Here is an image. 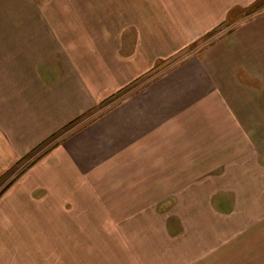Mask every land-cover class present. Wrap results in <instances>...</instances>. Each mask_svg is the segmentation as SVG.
<instances>
[{"label":"crops","instance_id":"0c3cea01","mask_svg":"<svg viewBox=\"0 0 264 264\" xmlns=\"http://www.w3.org/2000/svg\"><path fill=\"white\" fill-rule=\"evenodd\" d=\"M256 1H26L25 30L0 37L17 41L0 47V177ZM243 19L64 135L6 188L0 224L12 201L25 217L36 202L57 215L56 201L75 209V200L109 182L114 193L165 185L153 197L245 200V264H264V194L245 190L264 185V12Z\"/></svg>","mask_w":264,"mask_h":264},{"label":"rangeland","instance_id":"374dc122","mask_svg":"<svg viewBox=\"0 0 264 264\" xmlns=\"http://www.w3.org/2000/svg\"><path fill=\"white\" fill-rule=\"evenodd\" d=\"M26 1L0 0V37L2 33L14 37L18 31L25 30L24 24H19V13L24 5L27 6ZM250 6L231 13L235 23L264 12V0ZM235 23L218 25L209 40L222 37ZM204 40L191 45L179 56L157 65L134 85L114 95L79 123L76 122L21 159L0 177V198L15 178L58 144L64 135L119 104L133 91L142 90L147 82L179 60L198 55L202 48L209 45L210 41ZM16 42L0 39V47L8 44L10 48H15ZM251 83L257 86L258 82L252 80ZM258 139L261 147H264V136ZM112 171L109 176H112ZM113 185L109 182L90 191L89 200H75V209H64L65 201H56V210L52 209L51 212L55 211L57 215H46L49 209L35 208L38 206L36 202L33 208H28L30 211L25 217L27 209L24 211L19 207L21 201H12L11 216L6 217L7 223L0 224V229L4 230V238L0 242V264H245V200L220 197L216 200H160L153 196L162 195L160 191L165 185H151L145 192V189H141L146 188L145 185L138 184L137 193H114L110 191ZM173 187L176 185H168L164 190ZM253 187L256 188L254 193L264 194V185L259 191L254 184H245L247 191H252ZM100 188L103 191L100 192ZM35 212L39 215H35ZM249 213L252 215L254 212L250 209ZM41 218L42 224L39 223ZM47 219H51V222H47ZM24 221L28 222L25 228ZM17 228L26 231L16 233ZM5 245L10 247H3Z\"/></svg>","mask_w":264,"mask_h":264}]
</instances>
